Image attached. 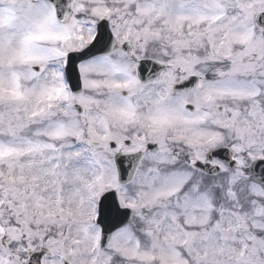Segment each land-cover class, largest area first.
<instances>
[{
    "label": "snow or ice",
    "instance_id": "snow-or-ice-1",
    "mask_svg": "<svg viewBox=\"0 0 264 264\" xmlns=\"http://www.w3.org/2000/svg\"><path fill=\"white\" fill-rule=\"evenodd\" d=\"M0 264H264V0H0Z\"/></svg>",
    "mask_w": 264,
    "mask_h": 264
}]
</instances>
